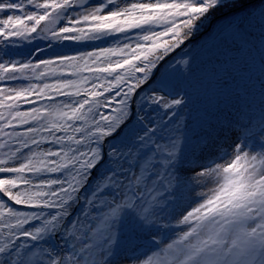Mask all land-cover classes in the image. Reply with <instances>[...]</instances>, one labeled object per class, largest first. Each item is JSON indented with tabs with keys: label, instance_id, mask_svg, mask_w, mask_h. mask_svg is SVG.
I'll list each match as a JSON object with an SVG mask.
<instances>
[{
	"label": "snow or ice",
	"instance_id": "obj_1",
	"mask_svg": "<svg viewBox=\"0 0 264 264\" xmlns=\"http://www.w3.org/2000/svg\"><path fill=\"white\" fill-rule=\"evenodd\" d=\"M257 84L264 0H0V264H264Z\"/></svg>",
	"mask_w": 264,
	"mask_h": 264
},
{
	"label": "trees",
	"instance_id": "obj_2",
	"mask_svg": "<svg viewBox=\"0 0 264 264\" xmlns=\"http://www.w3.org/2000/svg\"><path fill=\"white\" fill-rule=\"evenodd\" d=\"M222 13H224V11L217 10V12L212 15L211 19L222 14ZM222 20H223V18H221L220 20L218 19V20L212 22L211 26L208 24L207 27H205L201 31L195 33L193 35V37L190 38V39H194L200 35V37L198 39H195L186 45V47H188L190 49V53H189L190 55H193L194 57H198V53H199V50L201 49V46L205 45L206 43H208L210 41L209 33L212 31V26L218 25V23H220ZM253 55L255 56V60L250 61L248 67H250V66L253 67V70H251V72L253 71L257 74V76L255 75L256 76L255 81H256L257 78L260 76V54L258 51H254ZM198 62L199 61L197 59V63ZM182 83H183V81L181 79L180 84L182 85ZM250 83L251 82H248L247 84L244 85V87H249ZM250 92L252 93V95H250L247 98V103L252 104L256 107H259L261 105V103H264V101H262L260 98L259 85L258 84L256 85V87L250 88ZM235 105L237 107L239 106V104H235Z\"/></svg>",
	"mask_w": 264,
	"mask_h": 264
},
{
	"label": "rangeland",
	"instance_id": "obj_3",
	"mask_svg": "<svg viewBox=\"0 0 264 264\" xmlns=\"http://www.w3.org/2000/svg\"><path fill=\"white\" fill-rule=\"evenodd\" d=\"M224 13H226V12H224ZM224 13H222V14H224ZM225 15H228V13H226ZM224 15V16H225ZM223 16V17H224ZM223 17H221V18H223ZM221 18H219V20L221 19ZM218 25H219V23H218ZM210 26H211V24H210ZM251 70H253V67H249V70L248 71H246V72H243L242 74H241V79L238 81V83L240 84V85H242V86H244L245 84H247L248 82H255V78H256V76H257V74L255 73V72H251ZM255 73V74H254ZM256 75V76H255ZM247 82V83H246ZM181 86V84H178V86H177V90H179V87ZM240 103V98L239 97H237V98H235L234 100H233V104H239ZM199 105H197V107H198Z\"/></svg>",
	"mask_w": 264,
	"mask_h": 264
},
{
	"label": "water",
	"instance_id": "obj_4",
	"mask_svg": "<svg viewBox=\"0 0 264 264\" xmlns=\"http://www.w3.org/2000/svg\"><path fill=\"white\" fill-rule=\"evenodd\" d=\"M225 14H226V13H224V14H220V15H218V16L212 18V19L210 20L209 25H210L212 22H214V21L218 20L219 18L223 17ZM199 37H200V35L197 36V37L194 38V39H190V40L186 41V45H187L188 43L192 42L193 40L198 39Z\"/></svg>",
	"mask_w": 264,
	"mask_h": 264
}]
</instances>
